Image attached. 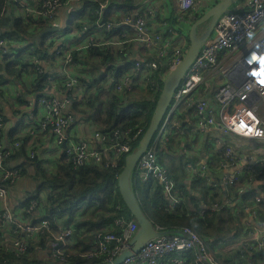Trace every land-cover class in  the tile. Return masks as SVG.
<instances>
[{
	"label": "built area",
	"instance_id": "built-area-1",
	"mask_svg": "<svg viewBox=\"0 0 264 264\" xmlns=\"http://www.w3.org/2000/svg\"><path fill=\"white\" fill-rule=\"evenodd\" d=\"M173 1L177 4L175 15L178 18V24L168 26L164 31V37L151 29L148 24V18L153 16L150 0H145L148 6L144 5L143 1L140 2L136 13L128 15L123 13L118 18L121 26L133 30L132 37H127L126 31L123 29L122 35L119 33L112 36L113 39L109 41L100 38L93 41L85 37L81 42H69L67 39L62 40V36H60L62 41L57 42L58 37H56V48L53 53L54 60L60 63L59 80L61 83L52 79L53 77L50 75L47 79L54 90H57L61 84L62 89L58 90L61 97L48 94L37 97L22 123V129L26 130L27 128L35 136V134L44 132L49 128L55 146L63 149L68 160L75 165L90 160L102 162V156L108 160L105 165L114 164L115 161L109 159L111 155H127L132 152L133 149L129 142L138 137L141 138L144 133L141 127H138L134 136L126 142L121 141L117 131L107 135L95 131L93 136L98 142L94 148H90L85 141L71 138L69 130L74 122L72 103L73 101L80 104L85 103L87 96L93 89L88 77L72 72V68L83 71L87 69L78 62H73L72 53L82 55L92 45L107 46L113 44L123 47L126 42H137L139 57L132 58L129 54L127 56L128 61L115 64L113 67L115 70L107 73L105 90L112 91L119 96L121 102L128 94L144 93L151 88V92L159 94L162 84L159 85L158 82H155L153 87L150 86V75L156 69L157 63L155 59L149 60L147 57L153 55L165 64V69L160 75V79L163 81L168 73L180 63L188 47V28L191 23L189 19L180 16L189 10H193L195 14L202 10L201 1ZM80 2L81 0H66L61 3L58 0H53L49 10L44 12L43 18L52 22L62 6L80 4ZM108 2L110 1L105 0V2L100 3L98 14ZM191 18L193 19L194 16ZM225 20L227 23L224 22ZM113 25L114 23L111 21L96 22L97 28H104L107 31ZM86 31L87 28L83 27L82 32ZM249 33H251L250 36ZM119 36L122 38L118 39ZM92 41L94 43H90ZM6 52H8L6 46L0 40V57ZM32 60L34 63L42 64L41 60L35 57H32ZM216 77L221 80L212 81ZM262 81H264V0H239L231 6L228 13H223L218 17L197 57L190 64L178 88L173 92L166 116L158 128L152 144L136 164L132 179L157 181L170 200L168 210L179 206L181 192L175 188V181L168 168L159 162L156 149L158 144L166 141L169 135H179L183 142L182 146L185 148V156L188 152H192L189 149L193 143H197L196 135H192L186 126L182 127V122H177L175 119L181 105H194L196 118L194 130L196 133L204 132L206 134L207 132L209 134L210 129L216 130L213 134L215 148L212 153L222 152L224 157V159L217 161L210 154L211 160L215 161L216 164L208 161L209 165L205 160L195 164L186 160L184 162L185 174L189 180L198 173L206 179L207 184L214 191L219 188L224 190L226 186L236 182L237 175L243 174L245 171L252 172L260 162L264 163V155L261 151H258L259 157H255L245 150L233 149L228 145L229 143L233 144L235 138L256 142L264 141V83ZM200 90L209 92V97L205 95L196 96L195 94ZM193 96L196 97L192 99ZM186 117L187 115L183 116V122L190 121V119L186 121ZM3 128L0 118V227H10L14 234L26 236L45 232L51 224L49 219L40 217L38 222L30 223L20 219L23 210H7L3 207L10 184H15L20 177V172L17 169H9L4 165V160L9 151L6 150L2 141ZM128 132L129 130H126L125 134ZM186 141L189 142V146L185 144ZM63 144H65L64 147H62ZM14 145L17 146L18 144L15 143ZM30 156H33V152ZM214 165H218V167L216 169L208 167ZM225 170L228 171L225 172ZM219 173L222 174L221 178L216 177ZM250 181L249 185L244 187V191L248 187H257L260 191L255 196L254 201L247 202L244 207V210L249 212V224L244 228L245 235L241 238L221 244L216 251H213L206 244L204 238L189 228H184L179 233H165L155 227L162 232L161 235L149 239L136 254L117 264H222L215 255L217 252L233 249L243 250L245 248H250L257 254L264 255V222L259 221L253 209L257 203L264 200V188H261L260 183L262 182L259 180ZM222 194V204H225L228 199L223 191ZM24 197H28V193ZM36 205L37 203L32 201L24 210L25 213L34 215ZM198 207L199 211L208 208L205 203L199 204ZM213 208L220 209L221 206L213 205ZM117 223L122 224V221L118 220ZM54 225L53 230L57 231L56 237L54 241L48 242V248L52 256L56 257L62 254L61 247H70L74 228L72 225L63 227L59 220H56ZM125 226L123 233L118 237L110 234L97 235V249L82 251L80 254L87 257L108 255L104 261L105 263L110 262L123 249L129 248V241L137 230V223L134 220L128 221ZM111 240L115 242L114 246L109 249L108 243ZM57 241H60L62 245L59 246ZM0 246L11 247V250L18 252H24L27 249V244L23 241L8 237L0 241ZM262 263L264 264V261Z\"/></svg>",
	"mask_w": 264,
	"mask_h": 264
},
{
	"label": "trees",
	"instance_id": "trees-1",
	"mask_svg": "<svg viewBox=\"0 0 264 264\" xmlns=\"http://www.w3.org/2000/svg\"><path fill=\"white\" fill-rule=\"evenodd\" d=\"M58 1L64 3L66 0ZM109 1L107 4L110 7L103 13L102 22L109 21L108 17L114 5H117L118 9L122 10L124 14L138 8L136 0ZM52 2L53 0H0V40L4 42V46L8 51L0 57V96L5 95L3 87L6 86L5 84H9L5 82V79L16 76L18 78V76H23L28 71L35 75L30 93L36 98L45 95L46 87L51 86L50 81L47 79L50 73L43 68L42 64L34 63L32 57L38 60L48 59L50 56L54 57L52 49L56 36L52 37L51 33H47L38 40H34L37 33L49 27V22L43 18V14L49 10ZM101 2H105V0H81L79 5L87 6L89 15L78 16L81 13L78 10V12H74V16L69 20L68 24H70L71 29L69 28L70 31L68 32L75 33L74 42H81L85 37L94 41L92 37L88 36L87 25L90 22H96L99 3ZM201 13L202 10H199L196 14L193 10H189L180 17L189 19L192 23ZM167 16H159L154 22L156 24L153 25V28L150 26L161 37L165 36L164 31L168 26L178 24L175 13ZM192 16H194L193 19ZM83 27L87 28L86 32H82ZM73 28L74 30H72ZM115 29L119 32L123 29L127 34L133 35V30L129 27L125 28V26L120 25L119 28ZM103 30L105 29L103 28ZM114 34H105L106 38L104 40H111V35ZM120 38L122 37L119 36L118 39ZM26 39H31L32 42L23 46H11L16 42L17 44L24 43L23 40ZM93 41L90 43H94ZM125 44L123 47L113 44L111 46L92 45L82 55L72 53L73 62H78L87 68L85 71L78 69L75 74L78 75L79 73L84 77H88L93 88L85 103L80 104L73 101L72 112L74 113L78 108L88 109L87 111L94 115L91 120L96 126V131L104 135L117 131L122 142L132 138L138 127L145 131L158 97V93L151 92V88L144 93L128 94L121 102L119 96L112 91L105 90L107 73L115 70L113 68L115 64L128 61L127 56L130 54L129 51L132 49L133 42H126ZM147 58L149 60L155 59L157 63L156 69L150 75V86L153 87L155 82L161 85L160 75L165 69V64L153 55ZM59 79L60 75L56 77V81L60 82ZM60 86L61 84L56 91L62 89ZM197 95L209 97V92L200 90ZM14 97L15 94L12 98L16 102L25 103L22 95ZM195 97L193 96L192 99ZM0 99L2 98L0 97ZM194 110V105H181L177 116H175L177 122H182V127L186 126L187 130L189 128L194 129L196 123ZM27 113L20 112V115L26 117ZM184 115H187L185 120L190 119V121L183 122ZM0 118L4 126L1 133L4 144L6 119L1 107ZM126 130H129V132L125 134ZM47 133L53 138L49 128L44 132L35 134V136L26 128L19 136L12 139L8 137L7 145L4 144L6 150L9 151L4 160L5 167L17 169L21 176L28 161H31V166L39 165L40 161L37 157L35 158L34 148H31L27 156H23L22 142L27 136L36 139L39 135ZM139 139L138 137L129 142L132 149L136 148ZM208 139L210 140V137ZM180 142L179 135H169L167 140L163 144L159 143L156 149L159 162L168 168L171 177L175 181V188L181 192L178 207L168 210L170 200L163 192L161 185L155 180L140 181L136 178L132 179V189L141 210L157 229L165 233H179L182 229L189 228L198 236L204 238L211 250L216 251L219 245L233 242L245 235V222L248 220L249 212L245 211L244 207L247 202L254 201L260 189L248 187L244 191V187L249 185L250 180H259L263 183L261 188H264V163L260 162L252 172L245 171L243 174L237 175L236 182L226 186L224 190L219 188L214 191L207 184L206 179L198 173L193 175L190 183H186L189 179L185 174L184 162L187 160L195 164L205 160L209 165L208 161L212 157L217 161L224 159L222 152L212 153L210 151L212 142L209 141L207 147L205 146L207 149L205 153L207 155L212 154L210 159H205L204 155L199 152L196 156H192L188 152L186 156L183 155L184 160L179 157L180 159L173 161L167 150L174 149L178 151ZM15 143L18 145L15 146ZM185 144L189 146V142L186 141ZM228 145L235 149V146L231 143ZM31 152H33V156H30ZM125 155H111L109 159L115 161L114 164L105 165L108 160L105 159V156H102V162L90 160L75 165L68 160L66 153L61 151L50 174L39 170L43 181L36 187L35 184L30 186L25 192V194L28 193V197H24L14 210H23L20 219L30 223L38 222L40 217L49 219L51 223L49 229L42 233L26 236L24 234H14L13 229L10 227H0V241L8 237L27 244V249L24 252L11 250V247L0 246V264H104V259L108 255L87 257L80 254V252L96 250L97 235L110 234L118 237L123 233L126 227L125 224L128 221H135L122 201L117 188V177L123 167ZM20 157L24 159L23 162H16ZM208 167L216 169L218 165ZM189 190L197 192L201 203H205L208 208L199 211V203L194 206L189 205V203L197 201L193 194L189 195ZM222 191L228 199L225 204H222ZM40 193H44L43 198L40 197ZM32 201L37 203L34 208V215L27 214L24 211ZM213 205H220L221 208H213ZM253 209L259 221L264 222V200L257 203ZM56 220H59L63 227L72 225L74 231L70 247H61L62 254L53 257L48 248V242L55 240L57 231H54L53 228H55L54 223ZM118 220L122 221V224H118ZM114 242V240H111L108 243L109 249L114 246ZM57 243L59 246L62 245L60 241H57ZM215 255L222 264H257L258 261L264 259L263 254H257L250 248L219 251Z\"/></svg>",
	"mask_w": 264,
	"mask_h": 264
},
{
	"label": "crops",
	"instance_id": "crops-1",
	"mask_svg": "<svg viewBox=\"0 0 264 264\" xmlns=\"http://www.w3.org/2000/svg\"><path fill=\"white\" fill-rule=\"evenodd\" d=\"M137 4L139 6V3L143 1V4L148 6L145 2V0H136ZM198 2L201 1L202 3V11L206 10L208 7H210L215 1L213 0H197ZM100 4V3H99ZM110 7V5L106 4L101 9L100 14L97 15L96 22H102V15L107 11V9ZM150 8L151 11H153V16L151 18H148V22L150 26L153 28L154 23L159 16L162 17H168L167 15H171L172 13H175L177 10V4L173 0H150ZM78 10L81 12L78 16H88L89 15V8L87 6H81L79 4H73L68 6H62L58 12L56 13L55 18L52 22H49V27L56 26L58 31L53 32L51 36L53 37L54 34H56L57 42L62 41L64 39L69 40V42L74 40V32H68V30L71 26L69 23V20L72 16H74V12H78ZM111 11V10H110ZM138 10L135 8L131 11H128L127 14L130 13H136ZM124 12L120 9H118V6H114L112 8V11L109 15V21L113 22V27L107 31L103 30V28H97V26H94L96 22L89 23L87 26L89 32L88 36L92 37L93 39H105L106 35H110L112 33H115L114 35H111V39H113L112 36H115L119 33H122V30L117 31L115 28H119L120 22L118 18L123 14ZM117 17V18H113ZM80 20V19H79ZM86 26V25H84ZM155 27V26H154ZM48 28V27H46ZM45 29V28H44ZM43 29V30H44ZM71 29V28H70ZM74 30V28L72 29ZM68 32V33H66ZM38 34V33H37ZM64 34V35H63ZM106 34V35H105ZM50 36V37H51ZM62 36V40L60 38ZM127 37H132L131 34H126ZM24 43L16 44L13 43L11 46H23L28 43H31V39L23 40ZM134 42V41H133ZM54 42L53 51L56 48ZM135 43V45H134ZM132 45V49H130L129 53L131 54L130 57L137 58L139 57V46L137 42H134ZM112 45V44H111ZM107 45V46H111ZM134 48V49H133ZM116 49V48H115ZM43 68H45L52 76L55 81L56 77L59 76V62L54 60V57L50 56L48 59H42L41 60ZM73 73H77V70L75 68L71 69ZM5 75V74H3ZM34 74H31V71H28L25 75H21L20 77H9L5 79L6 86L3 87V92L5 93L4 96H0L2 99H0V107L2 108V112L5 116V137H4V144L7 145V138L10 139L14 138L15 136H19V134H22L24 130L22 129V123L24 119L27 117H22L20 115V112L25 113L31 110L34 101L36 100V97L33 96L30 92V87H33L32 81L34 78ZM34 83V82H33ZM45 93L50 96L55 97H61V94L54 90L51 86L48 88L46 87ZM15 94V97L18 95H22L23 99L25 100V103L20 104L16 102L12 96ZM14 97V98H15ZM28 106V107H27ZM88 110V109H87ZM85 109L78 108V110L74 111V122L69 130V134L71 138L75 140H82L87 142L88 146L90 148H94L97 144L98 140H96L93 136V133L96 131V126L93 124L91 118L94 117V115L87 111ZM190 133L192 135H196L197 137V143H193L190 146V151H195L196 153L199 152L201 155H204L205 159H210L211 156L207 155L206 147L208 142H212L210 145V151L213 152L214 147V140H213V134L216 132L215 129H210L211 132L206 134L204 132L196 133L194 129L189 128ZM210 137V140L208 139ZM183 142L181 141L179 144L178 151L181 152L182 155L185 153V148L182 146ZM235 146V148H240L242 150H245L246 152L254 155L255 157H259V152L261 151L264 155V141H247L246 139L242 138H235V141L232 144ZM23 150H24V157L28 155V152L31 150V148H34L35 151V158L40 161V164L37 166H31V161H28L26 164L25 171L21 174L19 179L15 182V184L11 185L8 188L6 199L3 204V207L7 210H14L17 206V204L23 200L25 192L29 189L30 186H33L35 184V187L39 185L43 179L41 175L39 174V170H43V172L50 174L55 166V162L57 161V157L63 151V149L56 147L53 138L47 133L44 135H39L38 138L32 139L28 136L26 139L22 142ZM206 146V147H205ZM258 152V153H257ZM180 156L174 155L171 156L173 161L175 159H180ZM23 158L20 157L17 159L16 162H23ZM212 164H216L215 161L210 160ZM228 170H225V172ZM186 183H190V180L186 181ZM262 185V183H260ZM197 199L194 203H189V205L194 206L195 204H202L199 200V195L197 192L193 190H189V195H192ZM44 193H40V197L43 198ZM254 225V223H253ZM264 261V259L262 260ZM262 261H258L257 264H263Z\"/></svg>",
	"mask_w": 264,
	"mask_h": 264
},
{
	"label": "water",
	"instance_id": "water-1",
	"mask_svg": "<svg viewBox=\"0 0 264 264\" xmlns=\"http://www.w3.org/2000/svg\"><path fill=\"white\" fill-rule=\"evenodd\" d=\"M239 0H219L208 7L200 16H198L188 28V47L177 67L168 73L163 79L162 86L152 110L148 125L139 139L138 145L132 152L124 157V163L117 177V188L122 201L129 210L137 223V230L129 241V248L123 249L110 262L104 264H117L123 259L136 254L146 241L161 235L153 223L147 218L140 208L136 196L132 189V175L142 154L149 148L154 140L157 130L164 120L166 113L172 101L173 92L178 88L180 82L185 77L192 61L197 57L200 48L206 38L210 35L218 17L223 13H228L231 6ZM208 23L205 32L198 34L199 26ZM56 26L45 28L37 35L34 40L43 35L56 31ZM65 144L62 145L64 147ZM222 174L216 175L221 178Z\"/></svg>",
	"mask_w": 264,
	"mask_h": 264
},
{
	"label": "rangeland",
	"instance_id": "rangeland-1",
	"mask_svg": "<svg viewBox=\"0 0 264 264\" xmlns=\"http://www.w3.org/2000/svg\"><path fill=\"white\" fill-rule=\"evenodd\" d=\"M207 25H208V23L206 22V23H204V24H202L201 26H199V29H198V34L199 35H201V34H203L204 32H205V30H206V28H207ZM221 79H219V78H214V79H212V81H220ZM196 96H197V93L195 94ZM247 141H251L252 142V140H247ZM162 144H163V142H162ZM167 153L169 154V155H171V156H174V155H178V156H180L183 160L185 159L184 157H183V155L181 154V152L180 151H176V150H174V149H170V150H167ZM190 155H192V156H196V152L195 151H192L191 152V154ZM222 197V200H223V196H221ZM194 203V202H193ZM205 206H206V204H205ZM249 222H248V220L245 222V226H247V224H248Z\"/></svg>",
	"mask_w": 264,
	"mask_h": 264
},
{
	"label": "clouds",
	"instance_id": "clouds-1",
	"mask_svg": "<svg viewBox=\"0 0 264 264\" xmlns=\"http://www.w3.org/2000/svg\"><path fill=\"white\" fill-rule=\"evenodd\" d=\"M224 22L227 23L226 20H225ZM57 31H58V30H57ZM53 32H56V31H53ZM53 32H50V33L52 34ZM51 34H50V35H51ZM250 35H251V33H249V36H250ZM53 36H56V34H54Z\"/></svg>",
	"mask_w": 264,
	"mask_h": 264
},
{
	"label": "snow or ice",
	"instance_id": "snow-or-ice-1",
	"mask_svg": "<svg viewBox=\"0 0 264 264\" xmlns=\"http://www.w3.org/2000/svg\"><path fill=\"white\" fill-rule=\"evenodd\" d=\"M262 83H264V81H262Z\"/></svg>",
	"mask_w": 264,
	"mask_h": 264
}]
</instances>
